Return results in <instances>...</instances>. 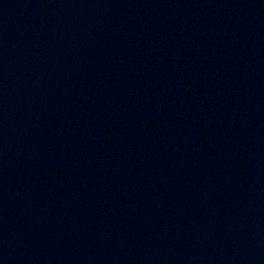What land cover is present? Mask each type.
<instances>
[{"label": "water", "instance_id": "obj_1", "mask_svg": "<svg viewBox=\"0 0 264 264\" xmlns=\"http://www.w3.org/2000/svg\"><path fill=\"white\" fill-rule=\"evenodd\" d=\"M0 264H264V0H0Z\"/></svg>", "mask_w": 264, "mask_h": 264}]
</instances>
